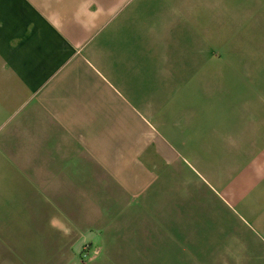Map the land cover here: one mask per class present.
I'll return each mask as SVG.
<instances>
[{
	"label": "crops",
	"instance_id": "crops-1",
	"mask_svg": "<svg viewBox=\"0 0 264 264\" xmlns=\"http://www.w3.org/2000/svg\"><path fill=\"white\" fill-rule=\"evenodd\" d=\"M208 14L230 36L211 40ZM249 14L263 26L264 0H0V264L28 239L99 237L187 160L215 219L264 246L260 55L215 57Z\"/></svg>",
	"mask_w": 264,
	"mask_h": 264
},
{
	"label": "rangeland",
	"instance_id": "rangeland-1",
	"mask_svg": "<svg viewBox=\"0 0 264 264\" xmlns=\"http://www.w3.org/2000/svg\"><path fill=\"white\" fill-rule=\"evenodd\" d=\"M214 16L201 17L202 26L208 22L211 27V40L230 36L228 28L217 25ZM247 16L249 21L241 22L247 28L233 32L240 45L231 51L218 46L215 51L220 72L224 65L227 69L232 65L226 52L241 51L260 55L250 68L254 73L264 72V24L259 27L257 15ZM257 81L264 85V77ZM253 83L248 82V86L257 85ZM192 166L187 160L183 179L166 181L162 190L156 189L121 214L111 211L112 217L119 219L105 222L101 231H93L99 237L79 248L73 247L75 237H57L55 243L42 238V252L37 253L33 239H28L25 252L10 254L8 264H264L263 244L243 231L239 215L232 212L227 221L215 219L218 214L225 219L224 208Z\"/></svg>",
	"mask_w": 264,
	"mask_h": 264
}]
</instances>
